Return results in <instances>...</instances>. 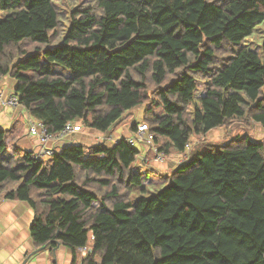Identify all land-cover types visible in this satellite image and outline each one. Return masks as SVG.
Here are the masks:
<instances>
[{
    "label": "trees",
    "instance_id": "1",
    "mask_svg": "<svg viewBox=\"0 0 264 264\" xmlns=\"http://www.w3.org/2000/svg\"><path fill=\"white\" fill-rule=\"evenodd\" d=\"M55 1L0 0L11 11L0 18V79L15 81L20 106L49 134L76 122L106 134L146 104L162 107L152 117L145 107L142 122L167 155L234 120L264 128V0H88L52 44ZM254 34L261 55L245 46ZM12 130L0 127V195L32 208L36 249L63 246L71 264L89 241L79 264H264V142L195 144L164 189L133 203L156 170L126 139L41 161L17 149Z\"/></svg>",
    "mask_w": 264,
    "mask_h": 264
},
{
    "label": "crops",
    "instance_id": "2",
    "mask_svg": "<svg viewBox=\"0 0 264 264\" xmlns=\"http://www.w3.org/2000/svg\"><path fill=\"white\" fill-rule=\"evenodd\" d=\"M14 85L15 81L10 76L0 79V90H3L7 95L13 92ZM131 115L134 116L131 123L126 125L124 129L120 127L122 121L117 122L106 134H101L82 126L80 132L67 136L63 141L56 142L54 150L60 146L65 147L75 144L92 147L101 144L100 141L104 135H107L108 139L103 144L107 147H112L118 140L127 139L130 136V127L133 123L142 121L141 110L138 107L126 114L125 119L130 118ZM26 117L27 112L22 106L16 111H12L4 109L0 104V127L4 130L13 129L10 137L12 139L18 137L16 141L17 149L21 152H30L35 155L39 150V145L28 136ZM136 119H139L140 122H136ZM74 124L81 125L79 122ZM140 150L147 151L148 149L141 147ZM140 160H145L146 164L149 165L154 164L160 168L172 170L179 165L180 154L172 151L171 154L167 155L166 161L160 163L149 159L147 153H141ZM17 187L18 184L11 186L12 189ZM34 216V211L26 202L6 200L3 194L0 195V264H71L72 252L63 246L59 245L56 248L48 246L43 249H36L30 236V226ZM90 250L87 247L75 251L78 264L82 261L87 251Z\"/></svg>",
    "mask_w": 264,
    "mask_h": 264
},
{
    "label": "rangeland",
    "instance_id": "3",
    "mask_svg": "<svg viewBox=\"0 0 264 264\" xmlns=\"http://www.w3.org/2000/svg\"><path fill=\"white\" fill-rule=\"evenodd\" d=\"M88 0H56L55 1V8L58 12L59 15V26L56 29L54 33H52V44H57L61 43L62 39L66 36L68 31L70 30L73 22V14L74 11L76 10V6L82 3H86ZM11 13V11H6L0 13V18H5ZM258 28L264 29V23L260 25ZM256 35V36H255ZM253 42L251 43L249 40L245 42V46L249 50H254L258 52L259 55H261V43H262V34L258 35L254 34ZM54 70L56 72H62V70L59 67H54ZM65 77H70V72H64L61 73ZM12 92V91H10ZM204 83L199 82L197 83V90L195 92L194 98L192 103L189 106L190 113H193L195 108L200 107V101L201 98L204 96ZM145 107L151 108V111L147 113L149 117L152 116H161L163 115L162 113V107L157 106L155 104H151L148 106H139L138 109L141 110V114L143 118V112L146 109ZM133 115V114H132ZM130 118L125 119L121 123V128L124 129V127L128 124L131 123L132 119L134 116ZM26 120V119H25ZM23 121V120H22ZM136 122H140L139 119H136ZM244 137H247L251 143H258V142H264V128H262L260 125L253 123L251 121L247 120H234L233 122L229 123L228 125L215 129L213 131L208 132L207 134L203 136H198L192 138V140L195 142V146L201 147V148H212L215 146H228L230 144H233L237 139H242ZM161 142L159 143V145ZM157 146V145H156ZM135 149L140 150L141 145L136 144L134 146ZM63 147H57L55 149L56 153L61 152ZM141 151V150H140ZM141 153L146 154L149 156V159L154 160V153L152 150H147V151H141ZM22 159L24 156H21ZM89 159V158H87ZM145 162V160H144ZM17 163H21V159H17ZM146 163V162H145ZM149 165V164H148ZM135 166L140 168L141 163L140 160H138L135 163ZM151 168H154L156 171L148 173V179L146 180L148 184L145 186V189H147L146 193L137 192L133 198L132 202L135 203L141 196L145 198H149L152 195H155L159 193L162 189H164L168 185V181L166 180V177L170 176L175 168L172 170L170 169H165V168H160L157 165L151 164ZM149 170V169H148ZM142 193V194H141ZM88 247L91 249L92 243L89 241Z\"/></svg>",
    "mask_w": 264,
    "mask_h": 264
},
{
    "label": "built area",
    "instance_id": "4",
    "mask_svg": "<svg viewBox=\"0 0 264 264\" xmlns=\"http://www.w3.org/2000/svg\"><path fill=\"white\" fill-rule=\"evenodd\" d=\"M0 104L4 109H10L12 111H16L19 107H21L16 95L13 94V92L7 95L3 90H0ZM25 121L28 125V136L34 139L39 145V150L35 153V155L36 158L41 161L49 160L53 157L55 153L54 144L56 142L63 141V139L67 136L78 133L82 130V125L68 123L58 135L53 136L48 133L47 128L41 121L30 117L28 112ZM107 139L108 136L104 135L100 142L105 143ZM126 140L128 144L133 147L136 144H140L141 147L152 150L154 153V160L157 162L162 163L167 159V154L160 152L156 146L154 142V135L149 131V127L146 123H137L135 130L130 132V136H128ZM194 145L195 142L191 140V142L186 146L185 151L180 154V162H178V164L189 159L190 152Z\"/></svg>",
    "mask_w": 264,
    "mask_h": 264
},
{
    "label": "clouds",
    "instance_id": "5",
    "mask_svg": "<svg viewBox=\"0 0 264 264\" xmlns=\"http://www.w3.org/2000/svg\"><path fill=\"white\" fill-rule=\"evenodd\" d=\"M142 122V121H141ZM137 125V124H136Z\"/></svg>",
    "mask_w": 264,
    "mask_h": 264
},
{
    "label": "water",
    "instance_id": "6",
    "mask_svg": "<svg viewBox=\"0 0 264 264\" xmlns=\"http://www.w3.org/2000/svg\"><path fill=\"white\" fill-rule=\"evenodd\" d=\"M59 246V245H58Z\"/></svg>",
    "mask_w": 264,
    "mask_h": 264
}]
</instances>
